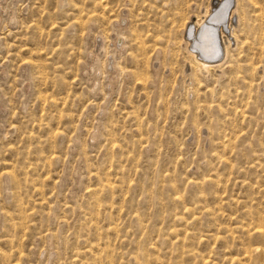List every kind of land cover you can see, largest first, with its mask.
I'll list each match as a JSON object with an SVG mask.
<instances>
[{
  "label": "rangeland",
  "instance_id": "1",
  "mask_svg": "<svg viewBox=\"0 0 264 264\" xmlns=\"http://www.w3.org/2000/svg\"><path fill=\"white\" fill-rule=\"evenodd\" d=\"M212 1L0 0V264H264V0L202 73Z\"/></svg>",
  "mask_w": 264,
  "mask_h": 264
},
{
  "label": "bare ground",
  "instance_id": "2",
  "mask_svg": "<svg viewBox=\"0 0 264 264\" xmlns=\"http://www.w3.org/2000/svg\"><path fill=\"white\" fill-rule=\"evenodd\" d=\"M236 1L213 0L211 10L203 9L201 15H196L194 21L190 20L186 24V47L199 62L195 61L202 73L207 72V65L223 61L229 52L228 45L235 27L233 18L237 12Z\"/></svg>",
  "mask_w": 264,
  "mask_h": 264
}]
</instances>
